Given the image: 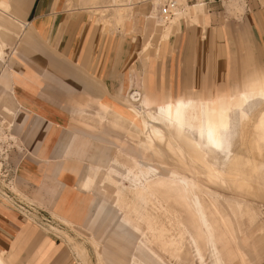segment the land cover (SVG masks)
<instances>
[{"label": "crops", "instance_id": "obj_1", "mask_svg": "<svg viewBox=\"0 0 264 264\" xmlns=\"http://www.w3.org/2000/svg\"><path fill=\"white\" fill-rule=\"evenodd\" d=\"M183 1L175 10L187 11L190 17H180L168 36L166 28L156 25L152 38L139 48L143 44L138 38L141 34L106 28L90 11L71 5L69 0H4L7 6L0 8V95L10 102L15 99L13 131L25 149L21 182L30 185L38 201L54 214L82 226L91 225L94 233L105 229L104 222L113 209L104 212V201H98L90 187L97 171L108 169L118 159L115 146L120 142L113 137L109 122L96 115L110 107L114 99L126 97L135 85L142 88L135 91L140 98L133 95L128 100L127 112L135 127L143 131L144 148L149 152L144 162V176L151 180L149 188L143 187L147 191L156 184V157L164 154L156 147V120L150 128L149 118L145 122L137 115L150 109L155 117L158 98L219 91L209 82L223 72L224 36L219 34L229 33V29L219 31L222 26H212L206 2ZM200 3L205 7L202 12L188 9ZM251 18L254 35L264 40L263 13L255 12ZM183 22L195 34L192 51ZM247 25L241 24L242 30ZM176 33L183 34L181 40L190 57H184L180 68L171 71H181L185 75L181 79L204 86H179L177 92L165 89L160 93L154 90L152 81L151 48L154 41L168 45ZM262 77L264 66H256L239 80L230 81L220 93L238 94L246 84ZM11 209L0 202V252H4L8 264H79L66 241L36 228L27 215ZM101 213V221L95 226ZM117 228L128 231L126 224ZM133 242L132 237H123L125 246ZM136 245L134 256L138 255L141 264H168L163 257L154 256L141 240ZM146 254L150 257L147 261Z\"/></svg>", "mask_w": 264, "mask_h": 264}, {"label": "rangeland", "instance_id": "obj_2", "mask_svg": "<svg viewBox=\"0 0 264 264\" xmlns=\"http://www.w3.org/2000/svg\"><path fill=\"white\" fill-rule=\"evenodd\" d=\"M69 1L71 5L90 11L96 21L104 24L106 28L128 31L135 36L137 33L141 34L142 39L138 38L143 44L139 48L144 47L145 42L152 38L156 25L166 28L172 19L165 20L166 16L161 12L164 0H160L156 7L154 0ZM179 2L184 3L183 0ZM187 2L193 4L197 1ZM233 2L237 3L233 4L236 8L231 7ZM135 4L134 18L131 21ZM206 5L212 26H222L219 31L229 29V33L219 34L224 36L221 51L223 72L218 79L209 82L214 88L218 86L220 93L227 89L230 81L239 80L249 69L264 66V40L254 35L251 18L258 11L264 15V0H215ZM170 11L172 14V10ZM247 22L249 26L242 30L241 24ZM183 28L185 31L188 29L185 22ZM187 33L192 51L195 34L189 29ZM182 35L174 34L168 45L160 46L154 41L151 48L152 81L154 90L160 93L165 89L177 92L179 86H204L193 85L188 80L181 79V76H185L181 71H171L175 67L180 68V61L184 57H190L181 40ZM140 57L142 58V51ZM133 89L121 100L114 99L113 104L104 109L102 114H96L100 120L109 122L113 137L120 142L115 146L118 159L108 169L98 170L94 178L97 180H93L90 187L98 201H104V212L113 209L112 215L105 220L106 224L104 222V230L94 233L91 225L82 226L67 221L38 201L33 188L20 179L23 173L21 158L25 153L24 146L15 144L11 137L15 135L13 126L2 125L1 119L0 202L15 212L27 215L36 228L66 241L79 264H141L138 255L134 256L138 240L150 248L154 256L163 257L168 264H264V110L260 107L252 110L238 124L230 148L232 156L237 157L240 163L237 176L217 160L216 169L220 176L215 178L208 168L209 163L214 162L211 156H207L206 163L203 160L199 162L203 180L199 181L195 192L214 227L216 251L207 242L203 229L199 227L187 194L182 198L178 196L180 187L176 181L163 176L159 178L162 182L155 184L151 190L145 191L143 188L144 173L147 170L144 162L149 152L144 148L143 131L140 127L136 128L128 116V100H132L135 91H142L136 85ZM190 94L206 98L209 92ZM9 99L0 96V110L3 114L9 111ZM12 101L15 102V99ZM165 132L168 136L169 131L166 128ZM156 147L164 154L161 158L156 157V162L164 161L170 170L183 171L178 157L190 163L186 153L175 155L163 141L156 142ZM214 149L218 151L215 156H223V151ZM87 170L88 168L85 173ZM188 174L186 172L190 176ZM74 185L77 187L75 182ZM103 213L95 226L100 223ZM119 224H126L128 231L121 232L117 228ZM182 225L198 237L205 257L204 263L199 259ZM126 236L132 237L134 242L125 246L123 237ZM149 258L146 254L145 260Z\"/></svg>", "mask_w": 264, "mask_h": 264}, {"label": "bare ground", "instance_id": "obj_3", "mask_svg": "<svg viewBox=\"0 0 264 264\" xmlns=\"http://www.w3.org/2000/svg\"><path fill=\"white\" fill-rule=\"evenodd\" d=\"M154 2L156 7L158 5V2L160 3V0H154ZM175 2L176 5L171 8L172 14L164 15L166 16V19L164 18V16H162L165 20H169L174 15L173 13L175 9L180 5L179 0H175ZM6 6L7 4H5V7ZM188 9L197 14L199 12H202L205 7L203 4L200 3L199 5L192 6L191 8L188 7ZM182 16H185V18L190 17L187 11L181 12V10H178L176 16L170 19L171 21L168 27H166L165 35L168 32H171L172 27L178 25L179 19ZM243 91L235 95L232 93L213 92L209 93L206 98H200L193 94H183L179 97H162L156 99L155 117L153 116L152 110L150 109L148 111H144L145 113L143 115H137L139 119L144 120L145 122L147 118H149L148 121H150V124H148V126H150V128L153 127L152 120L155 119L156 125L154 129V135L156 136V140L165 142L166 146L171 149L175 153V155L183 152L186 153V156H188L190 163H188L185 159L178 157V163L183 167L182 172H179L177 170H170V168L164 161H160L159 166L156 165V177L158 178V180H156V185L162 182V180L159 178L163 176L172 179L178 183L180 187L178 191V196L182 198L184 194H187L194 209L193 213L197 217L199 227L203 229V232L208 240L207 242L213 245L215 250L216 244L214 227L208 218L204 205L202 204L201 200L195 192V188L196 186H198L199 181L203 180V178H201L200 176L199 162L203 160L206 163L207 156H211L214 162L209 163L208 168L210 170V173L213 174L215 178L220 176V172H218L216 169L217 160L221 161V164L224 166V168L232 172L235 176L239 174V160L237 157H234V155L232 156L230 151L232 140L237 133V127L242 117L259 107L258 105L254 106L252 109L245 111L243 113V116H241L239 114V109H237L236 107V104L239 102L238 98L243 93ZM135 93L136 92H134L133 95H135ZM0 96L7 98L4 95ZM135 98H140V94L137 93L135 95ZM8 106L9 111H6V114H3V112L0 110V119L2 125H6V127H12L14 125L12 115L15 112V102L12 101L10 102V104L8 103ZM221 111L227 113L226 123L228 125V132L225 135L222 130L220 131V133L217 135V140L220 143L221 147L216 148L213 147L208 141V131L210 126H215L218 124L219 114ZM165 128L169 131L168 136L166 135ZM202 129L204 131L203 137L201 136ZM11 137L15 144L19 145L16 137L14 135H11ZM214 148L223 151V156H215V154L218 155V151H216ZM156 154L157 156H161L160 152L157 149ZM186 172H188L191 177L187 176ZM144 177V186L146 188H149L151 180H149L150 178L146 176ZM204 184L206 185V183ZM182 226L184 227V230L190 238L191 245L195 247L199 259L202 263H204L205 257L198 237L193 232H191L185 225ZM217 259H219V257ZM0 264H8L5 260L4 252H0Z\"/></svg>", "mask_w": 264, "mask_h": 264}, {"label": "snow or ice", "instance_id": "obj_4", "mask_svg": "<svg viewBox=\"0 0 264 264\" xmlns=\"http://www.w3.org/2000/svg\"><path fill=\"white\" fill-rule=\"evenodd\" d=\"M5 7L4 0H0V8ZM239 102L236 104L239 109V114L243 116L245 111L252 109L254 106H259L261 110H264V77L259 82L251 83L245 86V90L239 96ZM227 113L221 111L219 114V122L215 126H210L208 131V141L216 148H220L221 145L217 140V135L222 130L226 135L228 132V125L226 123ZM204 131L201 130V136L203 137Z\"/></svg>", "mask_w": 264, "mask_h": 264}, {"label": "built area", "instance_id": "obj_5", "mask_svg": "<svg viewBox=\"0 0 264 264\" xmlns=\"http://www.w3.org/2000/svg\"><path fill=\"white\" fill-rule=\"evenodd\" d=\"M187 1H199V0H187ZM202 1L208 3V2H214L215 0H202ZM175 5H176L175 0H164V4L162 6V9H161L162 11L161 12L164 15L170 14L171 8L174 7ZM1 155H2V153H0V156Z\"/></svg>", "mask_w": 264, "mask_h": 264}]
</instances>
